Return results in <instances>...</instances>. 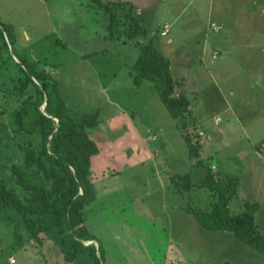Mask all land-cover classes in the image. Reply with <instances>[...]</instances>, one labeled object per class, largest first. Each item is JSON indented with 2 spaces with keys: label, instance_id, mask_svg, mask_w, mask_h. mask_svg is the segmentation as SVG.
<instances>
[{
  "label": "rangeland",
  "instance_id": "374dc122",
  "mask_svg": "<svg viewBox=\"0 0 264 264\" xmlns=\"http://www.w3.org/2000/svg\"><path fill=\"white\" fill-rule=\"evenodd\" d=\"M172 3L162 1L163 10ZM179 7L177 20H170L163 10L149 20L146 42L168 57L174 78L182 77L184 62L202 76L203 81L194 86L186 82L176 87L177 92L187 89L196 122L190 113L173 117L152 81L136 85L127 71H149L164 85L163 63L141 55L140 45L124 46L107 36L102 12L95 25L100 35L87 24L80 34L78 26L51 20L38 0H0V22L14 25L18 52L29 59L38 56L40 64L53 71L76 113L100 110V123L88 129L100 147L92 158L98 192L84 211L105 245L106 264H264L263 254L229 231L202 226L186 210L189 197L190 203L206 207L209 191L198 185L205 167L190 156L181 131L184 122L194 139L202 131L204 164L215 166L217 175L237 180L232 213L242 209L245 199L262 204L256 222L264 233V70L261 75L257 71L264 62V0H224L225 27L219 32L211 22L221 23L220 0L212 6L210 0H185ZM165 22L171 23V32L161 36ZM218 36L224 45L221 54L213 44ZM9 46L0 48V185L15 188L23 197L12 166L24 168L28 138L15 133L11 113L26 95L18 90L23 85L18 64L22 63ZM212 52L217 55L214 62ZM202 53L204 62L199 59ZM223 57L224 86L211 75L213 67L222 71ZM204 80L212 85L207 87ZM158 141H164V148ZM31 172V179H42L36 168ZM173 172L192 173L196 186L191 196L182 195L170 183ZM53 229L50 235L41 234L42 243L29 239L23 214L5 208L0 200V264H9L11 254L18 264H86L87 251L74 262L66 260L63 250L72 238L67 230Z\"/></svg>",
  "mask_w": 264,
  "mask_h": 264
},
{
  "label": "trees",
  "instance_id": "16d2710c",
  "mask_svg": "<svg viewBox=\"0 0 264 264\" xmlns=\"http://www.w3.org/2000/svg\"><path fill=\"white\" fill-rule=\"evenodd\" d=\"M98 10L108 14V31L111 38L123 33L129 39L147 35L148 30L140 24L134 15V9L126 2L92 0ZM125 6V7H124ZM127 6V9H126ZM124 16H123V13ZM13 24L0 22V48L9 49L19 58L22 65L23 85L18 86L21 95H26L22 105L11 115L14 118V131L24 134L26 149L24 168L15 164L18 184L24 189L21 197L15 188L6 184L0 185V200L5 208H15L23 214V220L30 232L29 239L42 243L43 232L52 227L72 238L68 249H64L67 261H76L81 253L87 251L86 264H106L105 245L97 231L92 228L85 215L84 208L90 205L97 196V187L92 175V158L100 152L98 143L92 139L88 129L100 123V110L76 113L67 102L58 79L48 67L39 61L29 59L17 51V34ZM141 52L149 57L159 59L164 66L165 84L159 83L158 77L142 71L131 76L140 87L145 80H150L159 89V95L169 113L176 118L184 117L191 112V99L185 93L176 95V80L170 68V60L150 44L138 43ZM1 56V54H0ZM9 57L11 59L12 56ZM2 65V64H1ZM29 87L34 91L28 90ZM46 102L45 110L43 105ZM51 116L53 118H51ZM55 118L59 119V123ZM182 123L181 131L188 145L190 156L198 158V165L205 167V175L200 184L209 191V203L200 207L188 201L186 210L192 213L204 227L214 230L229 231L234 237L248 244L253 250L264 255V233L256 222V212L261 207L257 200L245 199L242 209L234 214L230 202L238 193V182L226 179L214 170L213 166L204 164L201 158L202 136L194 139ZM31 136H35L30 138ZM260 147V143L257 144ZM36 168L42 179H31V171ZM170 183L182 195H190L196 186L191 172H173L169 174ZM191 196V195H190ZM188 199V198H187ZM97 241L86 246L83 241Z\"/></svg>",
  "mask_w": 264,
  "mask_h": 264
},
{
  "label": "crops",
  "instance_id": "0c3cea01",
  "mask_svg": "<svg viewBox=\"0 0 264 264\" xmlns=\"http://www.w3.org/2000/svg\"><path fill=\"white\" fill-rule=\"evenodd\" d=\"M108 1L115 2V3L116 2H126L128 5L130 4L132 6V8L134 9V15H135L136 19L140 21V24L142 26L147 28L148 33H149L150 30H149V27L147 24H148L149 20H155L158 17V14L160 13V11L163 10L162 1L174 2L170 6H168V8H166L163 11H165L166 14L167 13L170 14V18H169L170 20H177L180 16V12H181L180 11L181 7H179V2L185 1V0H108ZM38 2H40V5L46 9V15L48 16V18H50L51 20L64 21V22H66V25L71 26V27L78 26V28L76 29L77 30L76 33H80V34L84 31V28L87 24V25H89L90 29H92L91 30L92 32L97 33L96 35H100L99 32H101V30L97 29L95 27V25H96V23L99 22V20H102L100 18V15H99V12H102V17H104L103 18V20H104L103 32L107 31V36H109V31H108V27H107L108 26V20H109L108 14L104 10H101V9L98 10L97 5L92 0H38ZM210 2H211V6H212L214 4V0H210ZM126 9H127V6H126ZM124 13H125V11H124ZM124 13H123V16H124ZM217 14L219 15L220 22L222 24H224V0H220V8L217 10ZM263 14H264V10H262V15ZM167 16H168V14H167ZM259 22L261 23L262 20H259ZM165 23H168V22H165ZM169 24H171V23H169ZM170 32H171V30H170ZM170 32H169V34H170ZM25 33L28 34L27 30H25ZM147 35H140L135 39H129L123 33H118L116 35V38H111L110 36L109 37L114 41L115 40L118 41L119 43H121L124 46H126V45H137V46H139L138 43H140V42L141 43H147L146 42V36ZM29 38H30V36L28 37V39ZM171 40L172 39H169V41H171ZM221 40H222L221 37L219 38V36H218L217 39H215L214 43H213V44H215V47H214L215 51L216 50L219 51L218 54H221V52L224 51L223 40L222 41ZM17 42H18V36H17ZM16 48H17V45H16ZM102 50H98V51H102ZM98 51H96V52H98ZM261 51H264V50L262 49ZM211 54L213 55L214 52H212ZM228 54H230V53H228ZM141 55H144V54L141 52ZM84 57H86V56H84ZM204 58H205V55L203 53L200 54L199 59H201L202 62H204ZM209 58H210V56H209ZM33 59L40 62V59H38V56H34ZM213 59H217V55L212 56L211 62H214ZM184 64L186 66H184L185 69L182 70V72H183L182 77L177 78V79L175 78L176 80H180L179 84H184L187 82V83H191L194 86L198 82L203 81L202 76L199 74V72H198V70H196V68H194L191 65H188L186 62H184ZM215 64H216V62H215ZM220 64L223 67L222 71H219V69L213 67L215 70L212 68V74L211 75H212V79H214V77L215 78L219 77L220 79L218 80V82L222 83V85L224 86V67H225L224 57L220 60ZM261 65L263 67L260 66V70H257V71H260V75L263 74L262 72L264 70V62H261ZM209 71H210V69H209ZM127 74L130 77H132L131 75L133 74V71L129 70V71H127ZM253 75H256V74L253 73ZM207 76H208V74H207ZM173 77H175V76L173 75ZM198 79H200V81ZM205 82H206V80H204V83ZM179 84H178V86H179ZM206 85H208L207 87H209L212 84L207 83ZM180 90L181 91H179V92L176 91V95L187 92V89H184V88H182ZM193 91L198 92L197 89H195ZM190 108H191V106H190ZM190 114L193 117L192 118L193 121L196 122L199 120L197 117V114H194V111L192 108H191ZM157 139H158V137H157ZM159 143L161 144L162 148H164V141H161ZM24 246L25 245H23V247ZM12 256H15V255L11 254L9 256V258H8L9 264H18L19 263L18 258L16 261L15 257H14L15 261L10 262L11 258H13ZM210 261H212V259H210ZM228 264H230V263H228Z\"/></svg>",
  "mask_w": 264,
  "mask_h": 264
},
{
  "label": "built area",
  "instance_id": "2783aa9c",
  "mask_svg": "<svg viewBox=\"0 0 264 264\" xmlns=\"http://www.w3.org/2000/svg\"><path fill=\"white\" fill-rule=\"evenodd\" d=\"M225 26H224V24H222V23H219V22H217V21H213V22H211V28L215 31V32H219V31H221L223 28H224ZM170 30H171V24H169V23H165L164 25H163V27L161 28V30H160V34L162 35V36H167L168 34H169V32H170ZM218 121H220V118L218 117L217 119H216V122H218ZM200 135H204V133L201 131L200 132ZM157 138V136L155 135V139ZM262 149H264V143H262ZM215 166H213V168H214ZM11 260H12V262H14V258H11Z\"/></svg>",
  "mask_w": 264,
  "mask_h": 264
},
{
  "label": "water",
  "instance_id": "95a60500",
  "mask_svg": "<svg viewBox=\"0 0 264 264\" xmlns=\"http://www.w3.org/2000/svg\"><path fill=\"white\" fill-rule=\"evenodd\" d=\"M18 62H19V60H17ZM45 107H46V102H45V104L43 105V110H45ZM51 118H53L52 116H51ZM56 120H57V122L59 123V119L58 118H55ZM83 243L86 245V246H91V245H93V244H97V247H99V242H95V240H93V241H83Z\"/></svg>",
  "mask_w": 264,
  "mask_h": 264
}]
</instances>
